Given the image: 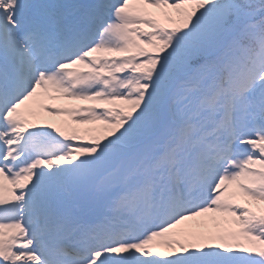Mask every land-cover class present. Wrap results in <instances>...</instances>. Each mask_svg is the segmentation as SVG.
I'll list each match as a JSON object with an SVG mask.
<instances>
[{
    "label": "snow or ice",
    "instance_id": "obj_1",
    "mask_svg": "<svg viewBox=\"0 0 264 264\" xmlns=\"http://www.w3.org/2000/svg\"><path fill=\"white\" fill-rule=\"evenodd\" d=\"M0 264H264V0H0Z\"/></svg>",
    "mask_w": 264,
    "mask_h": 264
},
{
    "label": "rangeland",
    "instance_id": "obj_2",
    "mask_svg": "<svg viewBox=\"0 0 264 264\" xmlns=\"http://www.w3.org/2000/svg\"><path fill=\"white\" fill-rule=\"evenodd\" d=\"M71 104H80V103H85V102H79V101H74V102H67ZM64 119V117H46L45 120L40 121L41 123L44 122H58L59 120Z\"/></svg>",
    "mask_w": 264,
    "mask_h": 264
}]
</instances>
